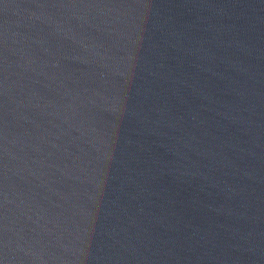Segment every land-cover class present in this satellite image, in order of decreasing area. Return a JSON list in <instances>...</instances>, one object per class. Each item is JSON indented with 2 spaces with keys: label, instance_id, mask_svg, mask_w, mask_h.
Masks as SVG:
<instances>
[{
  "label": "water",
  "instance_id": "obj_1",
  "mask_svg": "<svg viewBox=\"0 0 264 264\" xmlns=\"http://www.w3.org/2000/svg\"><path fill=\"white\" fill-rule=\"evenodd\" d=\"M0 264H264V0H0Z\"/></svg>",
  "mask_w": 264,
  "mask_h": 264
}]
</instances>
